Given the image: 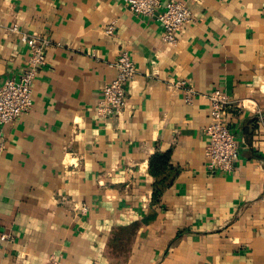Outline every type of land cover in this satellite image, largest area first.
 Listing matches in <instances>:
<instances>
[{"label":"crops","instance_id":"crops-1","mask_svg":"<svg viewBox=\"0 0 264 264\" xmlns=\"http://www.w3.org/2000/svg\"><path fill=\"white\" fill-rule=\"evenodd\" d=\"M186 5L171 46L122 0H0V84L28 55L12 25L49 43L31 108L0 126V264H264V0ZM122 49L126 107L99 119ZM215 88L238 143L229 174L206 168Z\"/></svg>","mask_w":264,"mask_h":264},{"label":"built area","instance_id":"built-area-1","mask_svg":"<svg viewBox=\"0 0 264 264\" xmlns=\"http://www.w3.org/2000/svg\"><path fill=\"white\" fill-rule=\"evenodd\" d=\"M122 1L133 14L154 17L162 27V41L171 46L177 43L180 30L192 21L186 5L188 0L169 1L160 11H157L161 6L160 0ZM10 30L20 34V40L27 43L28 55L21 74L17 78H7L0 84V126L15 121L31 108L36 70L45 64V50L49 44L43 37L20 33L16 25H12ZM114 31L115 26L112 23L104 27L106 35H111ZM109 65L113 68L114 75L101 90V97L95 108L99 119L118 117L123 113L127 103L126 85L136 73L135 65L124 49L119 51L116 59ZM185 85V81L176 82V86L185 88V100L190 102L194 92ZM207 99L209 121L204 128L206 168L209 172L229 174L234 171L238 149L235 134L226 119L229 97L220 88H215L208 94ZM4 148L5 143L0 141V152ZM4 238L3 235L0 237L2 240ZM58 263L56 257H51L47 264Z\"/></svg>","mask_w":264,"mask_h":264},{"label":"trees","instance_id":"trees-1","mask_svg":"<svg viewBox=\"0 0 264 264\" xmlns=\"http://www.w3.org/2000/svg\"><path fill=\"white\" fill-rule=\"evenodd\" d=\"M166 155H164L161 159H159L158 161L154 162L155 161V157L151 158L150 159V166L149 167H153L154 164L156 163L158 166H164L165 165V162H166Z\"/></svg>","mask_w":264,"mask_h":264}]
</instances>
